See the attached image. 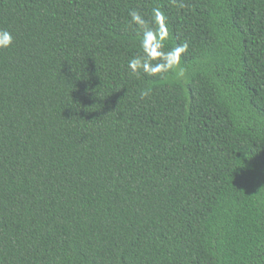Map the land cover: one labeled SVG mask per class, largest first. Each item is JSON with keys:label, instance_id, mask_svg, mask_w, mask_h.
Returning <instances> with one entry per match:
<instances>
[{"label": "trees", "instance_id": "1", "mask_svg": "<svg viewBox=\"0 0 264 264\" xmlns=\"http://www.w3.org/2000/svg\"><path fill=\"white\" fill-rule=\"evenodd\" d=\"M154 7L181 77L128 68ZM0 28V264H264V0H0Z\"/></svg>", "mask_w": 264, "mask_h": 264}, {"label": "clouds", "instance_id": "2", "mask_svg": "<svg viewBox=\"0 0 264 264\" xmlns=\"http://www.w3.org/2000/svg\"><path fill=\"white\" fill-rule=\"evenodd\" d=\"M180 7H183L181 4ZM131 18L130 24L139 30L141 53L131 58L128 62V68L133 74H145L156 76L160 74L173 73L181 77L184 75V68L181 65L182 54L188 50V44L177 45L174 48L166 49L168 39V29L165 13L159 8L154 7L151 11V17L146 19L137 10L129 11ZM15 36L7 28H0V50L8 49L13 46ZM152 89L145 88L140 91L141 99L149 97Z\"/></svg>", "mask_w": 264, "mask_h": 264}]
</instances>
